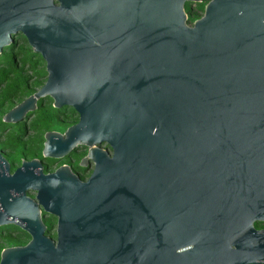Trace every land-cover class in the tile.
<instances>
[{
    "label": "water",
    "instance_id": "95a60500",
    "mask_svg": "<svg viewBox=\"0 0 264 264\" xmlns=\"http://www.w3.org/2000/svg\"><path fill=\"white\" fill-rule=\"evenodd\" d=\"M203 1L0 0V54L20 33L46 72L7 116L72 107L43 154L85 144L95 162L81 182L37 159L9 175L0 155V225L32 236L0 264H264V0H208L191 22ZM27 188L59 215L56 248Z\"/></svg>",
    "mask_w": 264,
    "mask_h": 264
},
{
    "label": "flooded vegetation",
    "instance_id": "af4514ba",
    "mask_svg": "<svg viewBox=\"0 0 264 264\" xmlns=\"http://www.w3.org/2000/svg\"><path fill=\"white\" fill-rule=\"evenodd\" d=\"M207 1L208 0L202 2L203 10L200 9L199 4H195L193 6L188 5V8L190 11H196L200 15L199 17H201L203 15L204 7ZM185 11L187 12L186 7ZM40 100L41 99L37 101L36 108L34 110L25 112L22 117L21 112H18L17 114L14 113L13 116H7V114L21 101L13 100V102H0V155L6 160L9 165V175H13L18 168L22 167V159H24L25 161L37 159L42 166L41 174L43 175L55 173L58 168L63 165H67L70 171L79 179V181L86 182L95 167L94 160L88 156L90 146L85 144H77L68 153H65L59 157L46 156L43 154L45 132L57 131L60 134L64 135L68 126L76 124L78 122V113L73 111L72 107L67 106H62L65 107V110H58L62 107H53L52 100L50 110L54 113L53 118L58 122V126H56L55 129L45 130L41 136L39 132V119L36 113ZM43 104L44 103H41V105ZM64 114H67L68 117L76 119V121L65 120ZM35 122H37V125L32 128L31 123ZM67 122L70 123L66 125ZM94 146L98 147L99 149L106 150L107 154L110 157L113 154V150L107 142L94 144ZM38 192L39 189H24L25 196L29 197L40 210L41 223L46 226V229L42 231V236L49 237L54 243V247L56 248L58 242L59 215L45 210L44 206L38 198ZM252 227L254 228V230L264 229V219H254L252 221ZM31 239L32 236L30 232L17 225L16 223L11 222L1 224L0 260L4 247L26 246L31 242Z\"/></svg>",
    "mask_w": 264,
    "mask_h": 264
},
{
    "label": "trees",
    "instance_id": "16d2710c",
    "mask_svg": "<svg viewBox=\"0 0 264 264\" xmlns=\"http://www.w3.org/2000/svg\"><path fill=\"white\" fill-rule=\"evenodd\" d=\"M197 4L203 10V3ZM188 5L185 4V7L192 22L200 15L194 10L190 11ZM45 76V62L42 57L33 52L26 38L19 33L14 42L0 54V102L22 101L43 85ZM51 102L50 97L41 99L36 110L41 136L45 130L58 126V122L53 118L54 113L50 110ZM58 110H65V107ZM64 118L76 121L67 114H64ZM36 125L37 122L31 123L32 128Z\"/></svg>",
    "mask_w": 264,
    "mask_h": 264
},
{
    "label": "rangeland",
    "instance_id": "374dc122",
    "mask_svg": "<svg viewBox=\"0 0 264 264\" xmlns=\"http://www.w3.org/2000/svg\"><path fill=\"white\" fill-rule=\"evenodd\" d=\"M195 5V4H192V6Z\"/></svg>",
    "mask_w": 264,
    "mask_h": 264
}]
</instances>
